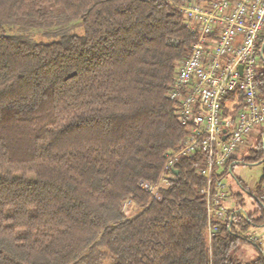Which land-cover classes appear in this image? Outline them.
Returning a JSON list of instances; mask_svg holds the SVG:
<instances>
[{
    "label": "trees",
    "instance_id": "1",
    "mask_svg": "<svg viewBox=\"0 0 264 264\" xmlns=\"http://www.w3.org/2000/svg\"><path fill=\"white\" fill-rule=\"evenodd\" d=\"M191 1L0 0V264H264L249 239L261 180L247 198L232 190L211 238L204 154L181 157L161 199L140 185L191 131L169 95L197 39ZM80 22L83 34L60 32ZM256 81L264 97V63ZM244 107L242 91L226 96L225 115ZM249 152L261 162L263 142ZM248 198L255 209L231 221Z\"/></svg>",
    "mask_w": 264,
    "mask_h": 264
},
{
    "label": "built area",
    "instance_id": "2",
    "mask_svg": "<svg viewBox=\"0 0 264 264\" xmlns=\"http://www.w3.org/2000/svg\"><path fill=\"white\" fill-rule=\"evenodd\" d=\"M180 8L197 39L169 95L191 131L179 149L167 155L159 181L141 179L140 185L161 199L160 186L176 176L181 157L204 154L206 164L198 171L207 179L201 191L207 199L211 238L217 229L212 218L229 214L226 203L232 188L222 172L245 162L240 158L242 149L255 135L264 144V97L256 81L264 63V0H193ZM237 90L243 92L245 107L227 116L225 98ZM261 185L264 206V172ZM129 203H124V210ZM249 239L258 242L259 237L250 234Z\"/></svg>",
    "mask_w": 264,
    "mask_h": 264
},
{
    "label": "rangeland",
    "instance_id": "3",
    "mask_svg": "<svg viewBox=\"0 0 264 264\" xmlns=\"http://www.w3.org/2000/svg\"><path fill=\"white\" fill-rule=\"evenodd\" d=\"M50 10H57L59 12L64 13V10L62 8H58V7H49ZM81 21V20H80ZM62 34L64 32L70 33V34H83L84 32V28L83 25L81 24H77L74 25L70 28H68L67 30L64 31H60ZM59 33H49L45 36L42 37L41 41H51L56 39L55 37L58 36ZM258 140V136L255 135L254 140L252 141V143L254 144L255 142H257ZM250 142V140H249ZM251 144L246 145L242 151H243V155H240V158H242L241 160H244L245 156H250V152H249V148L251 147ZM264 172V162H243V163H239L236 164L233 168V171L230 172L227 175V181L228 184L231 186L233 191H242L243 193V197L247 198L248 192L249 190H241L240 186L237 184L236 182V178H240L245 185L247 186V188L255 190L256 192H259V180L262 177ZM257 185V186H256ZM231 190V192H232ZM230 202H233L232 198H229ZM229 201H227L229 203ZM227 204V203H226ZM128 212L130 211V208L127 207L126 209ZM251 234L257 235L259 237L257 244L263 245L264 246V225L262 226H256L254 227L251 231ZM253 245L249 244V245H244L241 249L240 252L246 254L247 258H251L253 257L255 254H253L254 251H252ZM106 249L103 245V243H100L97 247V254H102L104 256ZM252 255V256H251Z\"/></svg>",
    "mask_w": 264,
    "mask_h": 264
},
{
    "label": "crops",
    "instance_id": "4",
    "mask_svg": "<svg viewBox=\"0 0 264 264\" xmlns=\"http://www.w3.org/2000/svg\"><path fill=\"white\" fill-rule=\"evenodd\" d=\"M260 180H261V178H260ZM260 180H259V182H260ZM248 190H249L248 193H250L251 195L256 193L255 190H252V189H249V188H248ZM232 204H234V201L233 202L229 201V203L227 202V205H228L229 208L231 207ZM255 207H256V205H255V203L252 202V199L248 198L247 207L244 208L245 212L247 213V211H253L255 209Z\"/></svg>",
    "mask_w": 264,
    "mask_h": 264
},
{
    "label": "water",
    "instance_id": "5",
    "mask_svg": "<svg viewBox=\"0 0 264 264\" xmlns=\"http://www.w3.org/2000/svg\"><path fill=\"white\" fill-rule=\"evenodd\" d=\"M263 50H264V46H263ZM240 68H242V66ZM175 173H179V169L176 168L175 169ZM238 214H240V215L244 214L245 216H247V213L245 212L244 208H241V209L238 210L237 213H235V212L232 213V215H231V221H232L233 217L235 215H238Z\"/></svg>",
    "mask_w": 264,
    "mask_h": 264
}]
</instances>
